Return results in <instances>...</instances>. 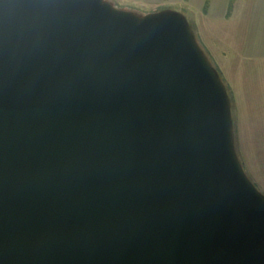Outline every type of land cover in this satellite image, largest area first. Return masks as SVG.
Masks as SVG:
<instances>
[{
    "label": "water",
    "instance_id": "1",
    "mask_svg": "<svg viewBox=\"0 0 264 264\" xmlns=\"http://www.w3.org/2000/svg\"><path fill=\"white\" fill-rule=\"evenodd\" d=\"M34 2L0 0V264H264L190 39Z\"/></svg>",
    "mask_w": 264,
    "mask_h": 264
},
{
    "label": "rangeland",
    "instance_id": "2",
    "mask_svg": "<svg viewBox=\"0 0 264 264\" xmlns=\"http://www.w3.org/2000/svg\"><path fill=\"white\" fill-rule=\"evenodd\" d=\"M83 1L129 27L171 21L190 39L215 100L222 146L264 201V0Z\"/></svg>",
    "mask_w": 264,
    "mask_h": 264
},
{
    "label": "clouds",
    "instance_id": "3",
    "mask_svg": "<svg viewBox=\"0 0 264 264\" xmlns=\"http://www.w3.org/2000/svg\"><path fill=\"white\" fill-rule=\"evenodd\" d=\"M37 28L45 27L57 14L60 4L58 0H35L24 6Z\"/></svg>",
    "mask_w": 264,
    "mask_h": 264
},
{
    "label": "bare ground",
    "instance_id": "4",
    "mask_svg": "<svg viewBox=\"0 0 264 264\" xmlns=\"http://www.w3.org/2000/svg\"><path fill=\"white\" fill-rule=\"evenodd\" d=\"M227 165L229 166V171H230V173L232 175V178L234 179V181H236V183L238 184V186H240V188H242L243 191L246 192L247 194H249V195L251 194L250 196L254 200H256L258 202H261L257 197L254 196L253 192H251L249 190L250 188H248L247 185H244V183L242 182V180H240V178H238V175H237L238 173H237L236 169L234 168V166L232 164H230L229 162H227Z\"/></svg>",
    "mask_w": 264,
    "mask_h": 264
}]
</instances>
